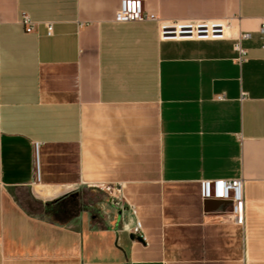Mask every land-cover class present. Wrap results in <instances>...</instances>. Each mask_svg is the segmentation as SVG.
<instances>
[{
  "label": "crops",
  "instance_id": "0c3cea01",
  "mask_svg": "<svg viewBox=\"0 0 264 264\" xmlns=\"http://www.w3.org/2000/svg\"><path fill=\"white\" fill-rule=\"evenodd\" d=\"M121 3L0 0V264H264V0H144L162 21L230 22L213 41H161ZM205 179H244V225L202 200ZM107 185L110 208L46 212Z\"/></svg>",
  "mask_w": 264,
  "mask_h": 264
},
{
  "label": "built area",
  "instance_id": "2783aa9c",
  "mask_svg": "<svg viewBox=\"0 0 264 264\" xmlns=\"http://www.w3.org/2000/svg\"><path fill=\"white\" fill-rule=\"evenodd\" d=\"M116 20L119 22H135V21H159V36L161 41H213L224 40L227 38L232 24L223 20H169L162 21L157 17L149 15L145 11L144 0H122L121 7L117 12ZM21 24L27 33H33L36 28V23L32 21L27 13L22 14ZM48 34L53 33V23H47ZM261 33L264 36V21L261 26ZM244 37H249L248 34ZM240 54L238 60L241 62L242 56L246 54V50L240 45L236 46ZM245 93H243V98ZM225 97L221 95L219 100ZM39 144H35L36 151V174L39 178V163H38ZM244 179H205L200 182L201 198L203 201L217 200L228 201L232 204L231 220L239 225L245 224V207L246 200L244 195ZM109 193L121 195L122 185L113 187L107 185L101 188ZM117 198V197H116ZM119 198V197H118ZM120 199V198H119ZM135 235L146 240L142 226L137 222L134 228Z\"/></svg>",
  "mask_w": 264,
  "mask_h": 264
},
{
  "label": "rangeland",
  "instance_id": "374dc122",
  "mask_svg": "<svg viewBox=\"0 0 264 264\" xmlns=\"http://www.w3.org/2000/svg\"><path fill=\"white\" fill-rule=\"evenodd\" d=\"M74 198H71L72 213L77 209L82 208H110L113 204L114 199L106 191L101 188H88L80 187L73 192ZM19 199L25 204L29 209L40 213L43 210V205L38 201L34 200L30 195V191L27 189L21 190L19 193Z\"/></svg>",
  "mask_w": 264,
  "mask_h": 264
},
{
  "label": "trees",
  "instance_id": "16d2710c",
  "mask_svg": "<svg viewBox=\"0 0 264 264\" xmlns=\"http://www.w3.org/2000/svg\"><path fill=\"white\" fill-rule=\"evenodd\" d=\"M46 212L53 214L57 220L68 218L72 214L71 202L65 198L59 199L55 203L47 204Z\"/></svg>",
  "mask_w": 264,
  "mask_h": 264
}]
</instances>
